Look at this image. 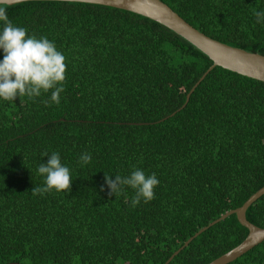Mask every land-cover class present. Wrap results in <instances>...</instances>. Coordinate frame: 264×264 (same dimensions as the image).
<instances>
[{"label":"trees","instance_id":"obj_1","mask_svg":"<svg viewBox=\"0 0 264 264\" xmlns=\"http://www.w3.org/2000/svg\"><path fill=\"white\" fill-rule=\"evenodd\" d=\"M159 1L206 37L264 56L253 14L264 0ZM0 7L54 42L67 65L59 104L51 91L0 99V264H164L264 185V83L214 67L178 110L211 61L163 26L93 4ZM53 152L71 191L33 195ZM85 152L92 161L82 166ZM135 169L156 174L155 198L133 207L127 186L109 197L105 174ZM245 220L264 228V194ZM246 234L230 215L166 264H207ZM228 264H264V240Z\"/></svg>","mask_w":264,"mask_h":264},{"label":"clouds","instance_id":"obj_2","mask_svg":"<svg viewBox=\"0 0 264 264\" xmlns=\"http://www.w3.org/2000/svg\"><path fill=\"white\" fill-rule=\"evenodd\" d=\"M253 14L257 17V23L264 22V12L254 10ZM0 22L3 23L0 49L4 54L0 61V99L13 101L24 96L31 99L51 91V102L59 104L60 94L65 91L66 57L46 37L29 35L26 28L14 25L4 7H0ZM43 155L48 157V161L41 163L37 171L45 177L44 186H35L31 189L32 194L44 195L53 190L70 192L71 171L62 164L60 154L53 152ZM91 161L89 153L81 154L82 166ZM105 183L109 197L123 194L125 186L135 190L131 205L136 207L141 200L148 203L155 198L159 180L155 173L146 175L143 170L135 169L126 177L116 175L115 180L105 174Z\"/></svg>","mask_w":264,"mask_h":264},{"label":"water","instance_id":"obj_3","mask_svg":"<svg viewBox=\"0 0 264 264\" xmlns=\"http://www.w3.org/2000/svg\"><path fill=\"white\" fill-rule=\"evenodd\" d=\"M29 1L71 2L111 7L130 12L153 21L185 40L204 56H206L211 61V65L205 70L197 82L188 91L185 96L184 103L178 110L184 107L193 89L214 67H219L237 75L264 83V56L245 52L241 49L224 45L206 37L184 22L178 15H176L170 8H168L159 0H0V5L10 6ZM174 113L175 112L170 114V116H172ZM263 194L264 185L252 195H250L240 207L223 213L216 220L209 223L206 227L198 230L195 234L188 238L180 248L173 252L164 264L168 263L180 250H182V248L187 246L188 243L201 232L206 230L208 227L224 220L230 215L235 216L236 221L240 226L246 229L247 234L237 246L207 264H228L247 251L251 250L264 240V228L260 229L248 223L245 220V211Z\"/></svg>","mask_w":264,"mask_h":264}]
</instances>
